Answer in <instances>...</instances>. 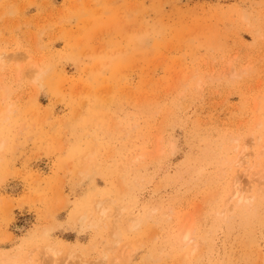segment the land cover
Here are the masks:
<instances>
[{"label":"rangeland","instance_id":"rangeland-1","mask_svg":"<svg viewBox=\"0 0 264 264\" xmlns=\"http://www.w3.org/2000/svg\"><path fill=\"white\" fill-rule=\"evenodd\" d=\"M0 264H264V0H0Z\"/></svg>","mask_w":264,"mask_h":264},{"label":"bare ground","instance_id":"bare-ground-1","mask_svg":"<svg viewBox=\"0 0 264 264\" xmlns=\"http://www.w3.org/2000/svg\"><path fill=\"white\" fill-rule=\"evenodd\" d=\"M237 191H238V189H237ZM237 193H238V192H237ZM189 237H190V230L188 229V230L184 233V235H183V239L188 240Z\"/></svg>","mask_w":264,"mask_h":264}]
</instances>
